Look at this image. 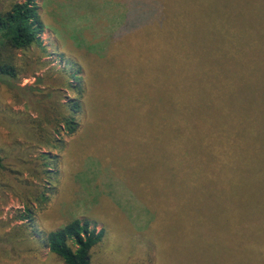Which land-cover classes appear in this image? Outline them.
Wrapping results in <instances>:
<instances>
[{
  "label": "trees",
  "instance_id": "trees-1",
  "mask_svg": "<svg viewBox=\"0 0 264 264\" xmlns=\"http://www.w3.org/2000/svg\"><path fill=\"white\" fill-rule=\"evenodd\" d=\"M94 1L101 16L100 29L92 32L102 31L94 41L107 44V50L84 40L82 24L72 27L59 18L54 23L85 73L62 128L74 139L82 137L97 110L89 98L107 88L117 92L108 106L115 112L113 126L128 123L137 107L133 94L142 85L135 76L152 71L156 80L162 71L149 67L166 64L169 102L157 103L152 118L166 137L168 157L155 159L154 182L161 190L145 201L157 217L167 201L163 205L171 214L161 225L165 234L155 237L156 264L165 254L166 264H264V0ZM44 27L36 0L14 1L0 11V76H17L13 56L40 44ZM118 53L124 59L120 74L110 72L106 62ZM95 68L106 74L98 81L90 78ZM137 109L147 116L145 107ZM83 110L85 126L75 116ZM86 166L90 169L89 161ZM136 178L131 181L143 189L145 177L144 182ZM90 222L76 217L49 231L45 240L51 254L63 264H91L104 230ZM131 227L135 233L147 226ZM143 246L124 252L116 264Z\"/></svg>",
  "mask_w": 264,
  "mask_h": 264
},
{
  "label": "rangeland",
  "instance_id": "rangeland-1",
  "mask_svg": "<svg viewBox=\"0 0 264 264\" xmlns=\"http://www.w3.org/2000/svg\"><path fill=\"white\" fill-rule=\"evenodd\" d=\"M14 1L21 0H0V11ZM93 1L36 0L45 26L40 34L41 43L13 56L16 77L0 76V264H63L49 251L46 234L76 217L89 219L96 229L104 230L103 242L92 251L91 264L122 262L124 252L141 244L144 246L137 249V255L120 264L157 262L155 237L160 239L165 234L167 227L161 225L171 214L163 205L167 201L161 202L160 217L145 201H153L161 190L154 182L155 159L168 157L166 137L160 126L155 130L152 118L157 103L169 102L166 64L149 67L162 71L156 80L152 71L134 78L142 85L133 98L137 107L146 108V117L139 116L135 107L129 122L115 128V112L108 106L111 96L117 98V92L107 88L88 100L97 107L90 125H86L84 110L75 115L86 125L82 137L75 140L62 128V119L70 113L67 104L77 97L85 73L77 68L80 57L68 50L72 45H64L54 23L59 18L73 24L72 27L82 24L84 40L93 42L95 49L107 50V44L94 41L102 31L92 32L95 27L100 29L101 16L98 2ZM47 16L51 17L50 22L45 19ZM59 34L66 38L62 32ZM98 60L103 61L100 57ZM90 61L84 62V66ZM106 62H110V72H122L124 59L120 54H112ZM101 74L104 73L95 68L90 78L98 81ZM79 149L83 164L76 162L77 157L81 159ZM162 170L168 179V169ZM131 176L143 182L145 177V187L140 189ZM124 213L131 224L147 227L131 233ZM166 256L160 264H166Z\"/></svg>",
  "mask_w": 264,
  "mask_h": 264
}]
</instances>
